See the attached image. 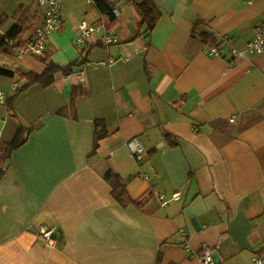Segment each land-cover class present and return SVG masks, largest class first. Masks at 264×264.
<instances>
[{
	"label": "crops",
	"instance_id": "crops-1",
	"mask_svg": "<svg viewBox=\"0 0 264 264\" xmlns=\"http://www.w3.org/2000/svg\"><path fill=\"white\" fill-rule=\"evenodd\" d=\"M113 1L121 16L111 21L84 0H62L50 61H83V19L119 39L91 48L75 75L28 88L14 110L8 102L25 82L0 75V144L28 135L0 182V264H201L186 242L193 252L211 246L220 264H253L264 250V53L234 64L211 57L193 27L200 20L222 48L245 50L264 24V0H153L161 18L148 37L138 36L133 4ZM19 6L35 14L25 38L42 22L38 0H0V34ZM39 58L0 56V65L42 74ZM112 59L121 61L97 64ZM78 84L88 95L59 115ZM97 120L106 135L95 149ZM134 137L149 152L143 162L128 147ZM108 172L142 208L119 204ZM43 225L55 247L38 236Z\"/></svg>",
	"mask_w": 264,
	"mask_h": 264
},
{
	"label": "trees",
	"instance_id": "trees-1",
	"mask_svg": "<svg viewBox=\"0 0 264 264\" xmlns=\"http://www.w3.org/2000/svg\"><path fill=\"white\" fill-rule=\"evenodd\" d=\"M127 1L133 4L141 18L138 36L148 37L157 26L161 18V12L153 0ZM113 4H115L113 0H98L96 7L98 11L103 14V16H109V18H111L110 20L113 21L111 7ZM14 16L17 17V21L4 34H0V56L3 57L12 58L15 56L16 52L22 50L31 37L25 38L27 33L34 27L35 14H32L31 6H19ZM5 18L6 16L0 18V24ZM193 33L199 36L201 41L208 48L220 46L218 37L212 34L206 28V25L200 20L195 22ZM89 53L90 49H82L81 58L83 61H76L66 66H60L50 61V54L46 52L43 57L39 58L42 63L47 65V69L42 74H37L34 72L23 74L17 70L13 71L0 65L1 76L8 78H14L17 76L19 82H25L24 85L18 89L17 94L8 102L10 109L14 110L17 98L28 88L34 85L40 86L42 88H49L53 86L60 77H70L75 75L77 73V69L86 63ZM87 95L88 92L83 84L74 86L71 90V103L61 109L58 114L65 115L68 114L69 111L75 113L76 102ZM14 116L17 117V114H14ZM105 135L106 131L103 124L100 122V120H97L94 144L95 149L98 147L99 141L104 138ZM27 136L28 135H23V131L21 129L19 134L12 142L0 144V182L6 176V173L11 165L13 153L22 145H24L27 140ZM167 137H169V135H167ZM105 179L111 185L112 195L119 202V204H121L123 207L137 206L142 208L140 200H133L131 198L127 191L125 181L119 175L113 172H108L105 175Z\"/></svg>",
	"mask_w": 264,
	"mask_h": 264
},
{
	"label": "built area",
	"instance_id": "built-area-1",
	"mask_svg": "<svg viewBox=\"0 0 264 264\" xmlns=\"http://www.w3.org/2000/svg\"><path fill=\"white\" fill-rule=\"evenodd\" d=\"M252 1V0H251ZM250 1V2H251ZM89 6H96L98 0H84ZM38 3L43 7L42 22L37 26L33 34L31 35L26 46L16 52L18 58L23 56H37L43 57L47 51L48 41L51 35L62 28L63 12H62V0H38ZM112 15L115 18L121 16L120 9L113 4ZM119 42L118 36L111 29H107L104 26L97 25L95 22H91L88 19L81 20L77 25V34L75 43L79 48L91 49L96 46L109 47ZM206 52L211 57H228L231 64H234L237 60L245 58L247 55H261L264 53V24L257 30L255 37L247 44L245 50H237L230 47L228 50L221 46H214L206 49ZM121 60H109L98 62L99 66H113ZM0 101L5 103V95L0 92ZM128 147L133 153L135 159L138 162L147 160L149 152L138 137L132 138L128 142ZM147 177V176H143ZM179 194H175L174 198H177ZM158 200L166 205L167 202L160 196ZM186 237L184 231L181 232ZM38 236L44 239L48 246L55 247L57 245V239L54 237V231L49 226L43 225L39 228ZM185 251L190 252L191 256L198 259L201 264H218L214 258L216 250L209 245L204 244L201 248L193 252L188 242L184 245ZM253 264H264V250L252 257Z\"/></svg>",
	"mask_w": 264,
	"mask_h": 264
},
{
	"label": "water",
	"instance_id": "water-1",
	"mask_svg": "<svg viewBox=\"0 0 264 264\" xmlns=\"http://www.w3.org/2000/svg\"><path fill=\"white\" fill-rule=\"evenodd\" d=\"M193 223H194V225H195L197 228H199V226L197 225L196 220H193ZM214 258L216 259L217 263L220 264V259H221V258H220V255H219L218 252H216V253L214 254Z\"/></svg>",
	"mask_w": 264,
	"mask_h": 264
}]
</instances>
